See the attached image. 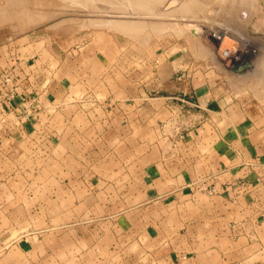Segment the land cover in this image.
Masks as SVG:
<instances>
[{"label":"crops","instance_id":"crops-1","mask_svg":"<svg viewBox=\"0 0 264 264\" xmlns=\"http://www.w3.org/2000/svg\"><path fill=\"white\" fill-rule=\"evenodd\" d=\"M259 15L249 12L247 32L240 31L253 44L233 33L210 48L184 35L152 58L137 56L135 67L125 65L122 49L120 60L111 51L82 59L71 50L56 54L55 66L42 62L44 53L8 58L9 75L25 66L26 90L0 101V153L46 127L42 116L53 108L57 120L65 115L62 107L77 104L73 117L88 115L93 140L104 138L108 151L119 140L124 160L117 163H135L142 180L154 184L141 192L150 201L120 212L135 214L133 222L120 217L113 225L127 247L142 249L135 264H264V60L233 66L221 55L241 44L264 53L254 42L264 40ZM15 51L0 48V65ZM31 238L0 239V264H52L45 247L32 254ZM115 259L105 263L119 264Z\"/></svg>","mask_w":264,"mask_h":264},{"label":"rangeland","instance_id":"rangeland-1","mask_svg":"<svg viewBox=\"0 0 264 264\" xmlns=\"http://www.w3.org/2000/svg\"><path fill=\"white\" fill-rule=\"evenodd\" d=\"M17 1L14 0V2ZM22 1H19L20 4H24V1ZM56 1L58 2L54 4L55 7L53 5L51 8L46 6L44 9L31 4L32 0L26 1L29 4L28 8H31L32 5L35 6L30 9L33 10L34 14L35 10H39V13H42L43 10L44 12L47 11L46 13L49 15L51 13L52 17L50 16L51 19L49 18L48 22L45 19L44 23L36 22L34 25L31 22H24L23 19L26 20L25 16L22 17L23 19L14 18L17 17L15 14L12 19L14 21L0 23V48L8 50V47L12 46L13 50L16 49V53H10V57L5 56V62L2 61L0 65V79L2 78L0 101L13 98L17 94H23L26 90L24 84L26 79L23 76L26 68L23 63L19 64L16 73L12 72V76L8 78V72L11 70L8 67V58L16 56L18 62L21 53L40 54L42 58L44 53L46 59L42 62L44 64L51 62V65L55 66L57 62L56 54L67 53L71 50H74V57L80 56L82 59H88L98 51H101L103 55L111 51L110 54L120 60L119 53L122 49L125 56L123 59L125 65L135 67L137 56H139L138 59L145 58L147 60L152 58L154 53L163 52L165 47H168L175 39L178 40L184 37V35L181 34V36L180 33L178 34L171 28L178 24L184 30H186L185 24L199 25L201 28L199 35L189 33L188 30H186L185 35L189 39L193 38L199 42L203 39L210 48H218V45L226 40L228 35L240 32L239 30L247 32L249 16L248 18L242 17L244 12L249 14L253 10H258L260 12L258 18L261 20L262 28L264 26V0H250V2L236 0L238 4H243L242 6L240 4V7L237 3L235 4L240 9H237L238 12L235 9L237 7H234L233 2L235 1L233 0H225V3H222L224 0H212V3L211 0H199L204 5L207 4L206 10L202 2L200 5L195 0L199 4L194 2L198 4L194 7H198L201 11L198 9V13L193 16L182 13L176 16L170 13L166 15V11L172 9L175 5L179 6L182 0H176V4L172 6L170 4L174 0H161L158 5H153L151 0V2L149 0L140 1L144 5H140L141 3L137 0H134L135 2H132V0H125L126 2L124 0ZM144 1H146V4ZM252 1L256 3L253 5ZM6 2L7 0H0V5L2 7L6 6ZM130 2L134 5H129ZM136 2H138V6H136ZM57 3L65 4L69 8L65 9L63 5L62 9ZM20 4L17 5L20 6ZM19 6L20 9L24 5ZM144 6L147 7L144 8ZM152 6H154L153 10ZM52 7L57 9L53 11ZM119 7L120 9H118ZM138 9L141 10V13L137 12ZM145 9H147L148 15L143 12ZM58 11H60V15H58ZM124 11L127 13H123ZM151 12H153V15ZM162 13L167 17H164ZM233 14L234 16H232ZM208 15L210 16L209 19H207ZM216 15L219 19L215 17ZM234 17L236 18L234 19ZM215 19L216 21H213ZM226 19L232 21L230 22L232 26L227 25L229 22ZM233 19L238 20V22L235 23ZM114 20L141 26L144 32L129 34L106 26L105 23ZM174 22L176 23L174 24ZM237 23H241L239 27L244 28L243 26H246L245 29L237 28ZM155 27L164 28L159 32L154 30ZM263 32L264 30H261L259 33L263 35ZM216 33L223 34V39L218 40L216 35L214 36ZM254 41L259 45H264L262 39H254ZM254 48L259 49V46ZM231 50L235 49L232 48ZM257 56H263L264 60V53H261L260 50H256V53L249 58L256 59ZM192 57L197 58L198 55L193 54ZM208 60L214 61L215 58L212 56ZM82 64H84V68L90 66L85 61H82ZM10 66L13 68V65ZM34 70H38V68L31 69V71ZM5 79L11 81L4 82ZM78 107L77 104L62 107L65 115L57 120L54 116L56 108H53L49 113L42 116L44 125H47L46 127L34 128L33 134L21 136L16 141L21 144L18 149L9 151L7 154L0 153V239L8 242L10 239L33 237L31 239L35 246L32 254L39 253L45 247L47 249L45 254H49L48 257L53 260L52 264H62L60 260L64 264H106L105 262H108L110 258H116L115 260H118L119 264H135L136 261L143 259L141 258L142 249L136 245L127 247L125 245L126 236L123 238V234L119 233V229L113 227V225L119 221L120 217L129 220L128 223L133 222L135 214L125 215L120 214V212L136 208L138 205L150 201L151 199L145 195L149 190H153L154 184L142 180L141 176L138 175L139 168L135 163L128 166H120L117 163V161L124 160L123 146L119 140L115 142L112 140L113 148L110 151L105 150L104 138L99 139L100 141L98 139L93 140L95 137L89 135L92 134V131L87 130L91 123L88 115H78V113L77 117H73ZM88 109L89 106H86L82 107L81 110L87 112ZM22 115L25 120L30 121L28 113L23 111ZM58 122L59 125L56 124ZM62 127L66 128V132L68 130L65 136L64 130L61 131ZM73 128L81 129L74 130ZM99 131L102 132L100 129ZM131 144L133 143L128 141V145ZM127 158L131 160V154ZM97 162L101 163L96 165ZM94 174L101 181L95 182ZM118 226L121 225L118 224ZM111 233H113L112 236L114 235L112 239L110 238ZM134 233L129 234V239ZM6 246H2L3 250ZM92 248L95 249V254L88 252ZM55 260H59L60 263Z\"/></svg>","mask_w":264,"mask_h":264},{"label":"bare ground","instance_id":"bare-ground-1","mask_svg":"<svg viewBox=\"0 0 264 264\" xmlns=\"http://www.w3.org/2000/svg\"><path fill=\"white\" fill-rule=\"evenodd\" d=\"M16 1V0H15ZM20 0H18L17 2H19ZM24 1V4L23 3H21L20 4V2L19 3H17V2H14V0H7V2H6V6H1V9H0V17L2 16V18L0 19V20H2L0 23L2 24V22H10V20L11 21H14V20H12L13 19V17H14V15L15 16H17V17H14V18H18V19H23L24 17L23 16H25L26 17V20H25V18L23 19L24 20V22L26 21V22H28V23H32V24H34L35 25V23L36 22H43L44 23V20L46 19L47 20V22H48V20H49V18L51 19V13H50V15L49 14H47L46 12L47 11H45L44 12V10H43V12H42V10L40 9V11L42 12V13H39V10L37 11V10H35V14H34V12H33V10H30L31 8H32V6H37V7H41V8H43L44 9V7H46V6H48L49 8H51V6L53 5L54 6V4H56V2H58V1H56V0H32V2H31V4H34V5H32V6H30L31 8H28V6H29V4H27L26 3V1H29V0H23ZM22 1V2H23ZM61 1V0H60ZM71 1V0H70ZM137 1H139V3H141L140 1H142V0H137ZM150 1V0H149ZM148 1V2H149ZM152 1V2H151ZM150 2L153 4V5H158L160 2H161V0H151ZM163 1V0H162ZM179 1V0H178ZM181 1V0H180ZM196 1H198L199 3H200V5L203 3L202 1V3L199 1V0H196ZM195 0H182V2H180V5L179 6H176L175 4H176V0H174V1H172L171 3L172 4H174L175 6L174 7H172V9H170V10H168V11H166L167 13H166V15H168L169 13L171 14V15H173V16H176V15H180V13H182V14H186V15H188V14H191L192 16L195 14H197L198 12V2H196ZM206 1V0H205ZM209 1V0H208ZM207 1V2H208ZM219 1V0H218ZM222 1V0H221ZM220 1V2H221ZM232 1V0H231ZM233 1H235V2H233V4H234V7L236 6L237 7V5H238V7H240V6H242L243 4H241V3H237V1L236 0H233ZM239 1V0H238ZM247 2L249 1L250 2V0H246ZM254 1H256V0H254ZM122 2V1H121ZM124 2H126L125 0H124ZM132 2H135L134 0H132ZM194 2H196V3H198V4H195ZM211 3L213 2L212 0L210 1ZM209 2V3H210ZM226 1L224 0V2L222 1V3H225ZM25 3H26V5H25ZM29 3V2H28ZM137 3V5L136 6H138V2H136ZM144 3L146 4V1H144ZM151 3H149L150 5H152ZM157 3V4H156ZM179 3V2H178ZM237 3V5H235ZM251 3H253V1L251 2ZM256 2H254L253 3V5L255 4ZM17 4H20V6L19 5H17ZM45 4H47V5H45ZM58 4V3H57ZM132 5L133 3H129V5ZM149 4H147V5H149ZM216 4V3H215ZM241 4V5H240ZM249 4V3H248ZM3 5V4H2ZM24 5V6H23ZM64 5V6H63ZM69 5V4H68ZM134 5V4H133ZM140 5H144V4H140ZM139 5V6H140ZM149 5V6H150ZM195 5H197L196 7L197 8H195L194 6ZM203 5H204V3H203ZM207 4H205L204 6H205V10H206V6ZM209 5V4H208ZM225 5V4H224ZM240 5V6H239ZM18 6L19 7H22V8H18ZM34 6V7H35ZM57 6V5H56ZM58 6H61V8L63 9V7H65V9L66 8H69L68 6L66 7L65 6V4H58ZM57 6V7H58ZM63 6V7H62ZM160 6V5H159ZM204 6H202V7H204ZM227 6V5H226ZM55 7V6H54ZM54 7H52V10L54 9ZM86 7H89V6H86ZM95 7V6H94ZM112 7V6H111ZM132 7V6H131ZM143 7V6H142ZM145 7H147V6H144V8ZM153 7V8H152ZM151 8H152V10L154 9V6H152ZM201 7V9H203ZM209 7V6H208ZM214 7V6H213ZM233 7V8H234ZM238 7L237 8H235L236 9V11H237V9H238ZM17 8L19 9V11L17 10ZM60 8V9H61ZM73 8V7H72ZM96 8V7H95ZM94 8V9H95ZM117 8V7H116ZM134 9H135V7H133ZM132 8V9H133ZM139 8V7H138ZM144 8H142V9H144ZM163 8V7H162ZM171 8V7H170ZM211 8V7H210ZM232 8V9H233ZM242 8V7H241ZM251 8H252V4H251ZM38 9V8H37ZM47 9V8H46ZM55 9H57V8H55ZM55 9L53 10V11H55ZM59 9V8H58ZM75 10H76V8H74ZM74 9H72V11L74 10ZM81 9V8H80ZM79 9V10H80ZM90 9H91V7H90ZM118 9H120V7L118 8ZM133 9V10H134ZM136 9H137V7H136ZM139 9H141V8H139ZM138 9V11L137 10H135V11H137V12H139V13H141L140 11L141 10H139ZM148 9V8H147ZM147 9H145V11H143V12H146V10ZM212 9V8H211ZM253 9V8H252ZM252 9H251V11H252ZM17 10V11H16ZM49 10V9H48ZM123 10H126V9H123ZM151 10V11H152ZM200 10V9H199ZM208 10V9H207ZM213 11H215L214 9H212ZM238 10H240V9H238ZM242 10V9H241ZM51 11V10H50ZM83 11V10H82ZM88 11V10H87ZM98 11V10H97ZM134 11V12H135ZM158 11V10H157ZM201 11V10H200ZM233 11H235V10H233ZM233 11H231V13H233ZM32 14H30V13ZM52 12V11H51ZM59 12V14L56 12V15L58 14V15H60V11H58ZM73 12H75V11H73ZM79 12V11H78ZM95 11L93 10V13H94ZM126 11H124L123 13H125ZM155 12V11H154ZM165 12V11H164ZM207 12V11H206ZM221 12V11H220ZM225 13H226V11H224ZM228 12V11H227ZM238 12V11H237ZM53 13V12H52ZM55 13V12H54ZM61 13H62V11H61ZM67 13V12H66ZM119 13V12H118ZM127 13V12H126ZM138 13V14H139ZM147 13V12H146ZM152 13V15H153V12H151ZM150 13V14H151ZM224 13V14H225ZM230 13V12H229ZM231 13H230V16H231ZM251 13V12H250ZM34 14V15H33ZM113 14V13H112ZM133 14V13H132ZM135 14H137V13H135ZM134 14V15H135ZM145 14V13H144ZM163 15H164V13H162ZM205 14V13H204ZM207 14V13H206ZM220 14V13H219ZM222 14V13H221ZM237 14V13H236ZM238 14H240V13H238ZM243 14V13H242ZM53 15V14H52ZM147 15H148V13H147ZM161 15V14H160ZM166 15H164V17L166 16ZM218 15V14H217ZM215 16V17H217L218 19H219V17L218 16ZM223 15V14H222ZM51 16V17H50ZM119 16V15H118ZM117 16V17H118ZM123 16H125V15H123ZM129 16V15H128ZM212 16V15H211ZM227 16H229V14H227ZM232 16H234V14L232 15ZM237 16V15H236ZM21 17V18H20ZM23 17V18H22ZM94 17V16H93ZM97 17V16H96ZM167 17V16H166ZM181 17V16H180ZM186 17V16H185ZM201 17V16H200ZM209 15H208V18L207 19H209ZM213 18H214V16H212ZM211 17V18H212ZM53 18H54V16H53ZM126 18V17H125ZM191 18H193V17H191ZM198 18V17H197ZM212 18V19H213ZM230 18V17H229ZM233 18V17H232ZM236 17H234V19H235ZM238 18V17H237ZM144 19V18H143ZM233 19V21H235V23L236 22H238V20H234ZM239 19V18H238ZM242 19V18H241ZM245 19V18H244ZM16 20V19H15ZM22 20V21H23ZM162 20V19H161ZM187 20V19H186ZM227 21L229 20V19H226ZM19 21H21V20H19ZM176 21V20H175ZM193 21V20H192ZM213 21H216V19L215 20H213ZM218 21V20H217ZM220 21H222V20H220ZM226 21V22H227ZM6 22V23H7ZM46 22V21H45ZM229 22V23H228ZM227 23V25H229L230 24V22H232L231 20L230 21H228ZM43 23H41V24H43ZM170 23V22H169ZM176 22H174V24H175ZM224 23H225V21H224ZM106 24V26L108 25V27H111V28H114V29H117V30H121L123 33H141V32H144L143 31V27H141V26H137V25H132V24H130V23H127V22H124V21H117V20H114V21H110V22H107V23H105ZM232 24V23H231ZM230 24V25H231ZM234 24V23H233ZM238 24V23H237ZM241 24V23H240ZM240 24H238V27L237 28H242V26L241 27H239V25ZM25 25V24H24ZM37 25H38V23H37ZM71 25V24H70ZM179 25V24H178ZM178 25H175V26H172L171 28L173 29V30H175L178 34L180 33V35L182 34V35H185V33H186V30H188L189 31V33L191 32L192 33V31H191V29L192 28H189L188 26L190 25V27L193 25V24H191V23H189V25L188 24H185L184 25V27H185V29L186 30H184V28H182V26H181V28L184 30V32H183V30L178 26ZM236 25V24H235ZM245 25V24H244ZM232 26V25H231ZM34 27V26H33ZM63 27V26H62ZM197 27H198V32H197V34L198 33H200V31H201V28L199 27V25H197ZM244 28H242V29H245V27L246 26H243ZM164 28V27H163ZM163 28H157V27H155V31H159V32H161L162 30H163ZM234 28V27H233ZM236 28V27H235ZM238 30V29H237ZM151 31V30H150ZM172 31V30H171ZM175 31H173L174 33H176ZM204 31V30H203ZM239 31H242V30H239ZM245 31V30H244ZM153 32V31H152ZM165 32H167L166 30H165ZM188 33V32H187ZM147 34H148V32H147ZM163 34V33H162ZM203 34V33H202ZM149 35H150V32H149ZM149 35H147V36H149ZM170 35V34H169ZM181 35V36H182ZM199 35V34H198ZM201 35V34H200ZM245 35V34H244ZM196 36V35H195ZM247 36V35H246ZM147 38H149V37H147ZM256 41V40H255ZM254 41V42H255ZM256 43V42H255ZM206 46V45H205ZM204 46V47H205ZM203 47V50L205 49ZM208 50H209V48H208ZM208 50H206L205 52H207ZM212 53V52H211ZM257 55V54H256ZM213 56V55H212ZM254 57V56H253ZM262 59H263V56H262Z\"/></svg>","mask_w":264,"mask_h":264},{"label":"built area","instance_id":"built-area-1","mask_svg":"<svg viewBox=\"0 0 264 264\" xmlns=\"http://www.w3.org/2000/svg\"><path fill=\"white\" fill-rule=\"evenodd\" d=\"M216 38L218 40L223 39V34L221 33H216ZM256 53V49L252 47H248L246 45H238V47L235 50H229V49H224L222 52L223 58L229 62L231 65H236L241 62H243L246 58L250 57L251 55ZM12 75L8 73V78H10ZM10 82V79H5L4 82Z\"/></svg>","mask_w":264,"mask_h":264},{"label":"water","instance_id":"water-1","mask_svg":"<svg viewBox=\"0 0 264 264\" xmlns=\"http://www.w3.org/2000/svg\"><path fill=\"white\" fill-rule=\"evenodd\" d=\"M172 5H174V4L171 3L170 6H172ZM170 6H169V7H170ZM248 16H249L248 12H244V13L242 14V17L248 18ZM188 25H189V24H188ZM188 27H189V28H192L191 31H192L193 34H197V32H198V27H197L196 25L193 24L191 27H190V25H189ZM200 32H201V31H200ZM236 34H237L238 37L241 38V40L246 41V42L249 43V44H253V41H252L250 38H248V37L242 35L240 32H236ZM248 58H249V57H248ZM236 66H237V65H236ZM236 66H235V67H236Z\"/></svg>","mask_w":264,"mask_h":264}]
</instances>
